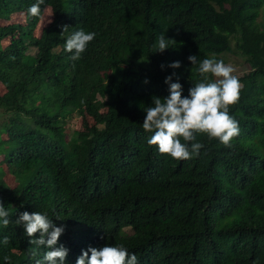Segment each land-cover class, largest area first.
I'll list each match as a JSON object with an SVG mask.
<instances>
[{"label":"trees","instance_id":"16d2710c","mask_svg":"<svg viewBox=\"0 0 264 264\" xmlns=\"http://www.w3.org/2000/svg\"><path fill=\"white\" fill-rule=\"evenodd\" d=\"M36 2L0 0V202L10 214L0 264H35L49 250L30 256L35 246L15 224L23 211L64 227L56 247L69 250L66 264L105 244L138 264H264V0H44L30 17ZM47 7L52 22L36 34ZM77 30L96 36L73 61L64 44ZM161 33L169 47L153 52ZM233 39L250 69L235 75L232 147L198 133L199 155L159 154L142 127L152 97L169 95L173 72L187 96L203 80L199 62H225ZM75 116L84 121L71 131Z\"/></svg>","mask_w":264,"mask_h":264},{"label":"clouds","instance_id":"9594fccd","mask_svg":"<svg viewBox=\"0 0 264 264\" xmlns=\"http://www.w3.org/2000/svg\"><path fill=\"white\" fill-rule=\"evenodd\" d=\"M42 4L44 0L33 3L27 9L28 15L40 17ZM68 28L69 25H63L61 34L67 32ZM95 36V32L77 30L67 37L64 50L72 53L70 58L73 61L79 60ZM169 40L161 33L158 44L153 45V52L163 53L169 47ZM187 59L192 65L198 62L195 55H189ZM164 67L162 64L161 68ZM168 67L180 68L181 62L173 61ZM197 71L203 80L190 87L187 96L182 95L183 87L178 78L173 82V76H177L175 72L166 76L164 83L168 85L169 95L163 100L155 95L152 97V106L146 109L142 123L143 130L152 133L147 143L156 146L159 154L169 155L176 160H188L199 155L204 145L193 142L198 133L206 134L209 140L218 139L224 146L231 148V141L240 131L238 122L229 114L230 106L239 101L242 89L238 77L233 75L235 69L213 57L199 62ZM209 74L216 79L209 81ZM144 83H148L147 79ZM181 138L184 142H181ZM188 142L193 143L189 146ZM9 217V212L0 202V226L7 228ZM15 224L23 226L25 235L30 238L29 244L35 246L28 249L32 258L40 256L41 247L49 249L44 252L42 259H36L35 264H66L69 250L62 244L56 247L64 232L63 226H56L47 214L37 211L19 213ZM36 233H39V238H36ZM3 243H9L8 237H4ZM4 261L5 264H11L9 256H5ZM75 264H138V258L123 245L105 244L99 248L90 246L82 250Z\"/></svg>","mask_w":264,"mask_h":264},{"label":"rangeland","instance_id":"374dc122","mask_svg":"<svg viewBox=\"0 0 264 264\" xmlns=\"http://www.w3.org/2000/svg\"><path fill=\"white\" fill-rule=\"evenodd\" d=\"M262 16V15H261ZM260 16V19H261ZM53 18V13H52V8L51 7H47L44 11V14L41 18V20L39 21L37 28H36V34H39L40 31L42 30L43 27H45L46 25L49 24V20H52ZM24 19L22 14H15L13 16V21L16 22H22ZM2 22H4V20H2ZM25 22V20H24ZM9 43L8 40H3L2 44L3 46H6ZM232 47H233V51L226 53L223 55V58L225 59V64L226 65H230L232 66L235 71L233 72V75H241L247 71H249L250 69V65L248 64V62L246 61L245 57L238 52L236 46H235V40H232ZM36 50H32V52L34 53ZM215 78V77H214ZM216 79V78H215ZM5 90L2 86V84H0V92L3 93ZM87 120L90 123H93V120L90 117H87ZM84 119L82 117L79 118V116H75L73 117L71 120L68 121L67 125L69 127V129L71 131L75 130V129H80L82 128V123H83ZM3 159V156L0 155V160ZM7 181L10 182L11 185H15V179H14V175L13 173H10L8 171L5 172L4 176H3Z\"/></svg>","mask_w":264,"mask_h":264}]
</instances>
